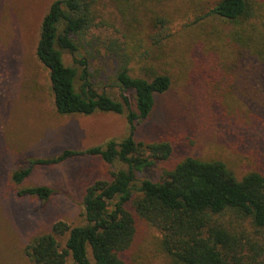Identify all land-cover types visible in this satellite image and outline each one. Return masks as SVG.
I'll return each instance as SVG.
<instances>
[{"label":"rangeland","instance_id":"374dc122","mask_svg":"<svg viewBox=\"0 0 264 264\" xmlns=\"http://www.w3.org/2000/svg\"><path fill=\"white\" fill-rule=\"evenodd\" d=\"M53 1L0 0V264H36L26 252L29 241L51 232L57 221L86 223V188L126 168L118 161L109 165L84 155L37 165L20 184L12 179L13 172L32 159L105 145L111 139L121 142L129 133L124 114L57 112L49 72L36 55L42 19ZM259 2L258 16L251 22L264 31V0ZM96 8L95 26L75 55L88 58V77L96 90L119 97L112 48L131 57L132 75L166 73L172 80L135 132L137 141L169 142L172 153L141 171L140 180H158L187 156L221 159L238 177L250 170L264 173V71L253 54H240L239 43L230 38L240 25L217 16L197 21L195 3L184 0H145L134 13L127 11L125 22L112 0H100ZM156 15L169 20L163 29L153 24ZM146 51L152 53L141 56ZM64 61L80 66L66 51ZM36 185L50 186L53 195L44 200L18 194ZM160 241L158 228L139 221L123 257L129 264H173Z\"/></svg>","mask_w":264,"mask_h":264},{"label":"trees","instance_id":"16d2710c","mask_svg":"<svg viewBox=\"0 0 264 264\" xmlns=\"http://www.w3.org/2000/svg\"><path fill=\"white\" fill-rule=\"evenodd\" d=\"M99 1L54 0L42 19L36 55L49 72L58 113L124 114L129 133L121 142L111 139L105 145L64 149L55 156L32 159L15 170L12 179L20 184L37 165H54L84 155L100 157L109 165L118 161L126 168L112 171L111 180L98 179L86 188V223L55 222L51 232L29 241L27 255L36 264H68L69 258L71 264H129L123 255L135 240L139 221H146L160 230L161 247L173 264H264V173L250 170L238 177L221 159L187 156L164 170L156 181L139 179L141 171L172 153L169 142L145 143L135 138L138 124L151 116L156 96L167 92L172 80L166 73H155L151 78L132 75L131 57L126 51L118 53L113 42L108 48L117 56L114 80L119 97L92 86L88 58L75 55L95 26ZM112 1L125 22L127 11L134 13L145 0ZM184 1L195 3L197 21L217 16L240 25L230 38L239 43L240 54H253L264 71V31L251 22L258 16L259 0ZM132 22L129 19L130 25ZM168 22L157 15L153 19L161 28ZM64 51L83 68L66 64ZM149 53L152 51L141 56ZM213 63L219 64L217 60ZM53 192L47 185L18 190L21 196L44 200Z\"/></svg>","mask_w":264,"mask_h":264}]
</instances>
